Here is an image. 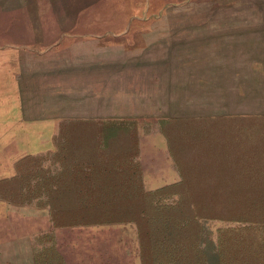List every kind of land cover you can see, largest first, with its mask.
Returning a JSON list of instances; mask_svg holds the SVG:
<instances>
[{
  "label": "rangeland",
  "instance_id": "374dc122",
  "mask_svg": "<svg viewBox=\"0 0 264 264\" xmlns=\"http://www.w3.org/2000/svg\"><path fill=\"white\" fill-rule=\"evenodd\" d=\"M18 3L0 0V18L19 12L8 8L9 4L16 7ZM171 5L168 16L174 19L264 18V0H172ZM255 39L259 41L261 36ZM240 41L231 42L235 46L231 52L207 50L205 58H199L205 62L200 66L205 72L190 74L188 89H174L171 99L159 95L157 105L142 100L140 109L147 113L153 109L152 114L156 110L152 118L157 120L149 121L148 115L143 114L135 127L166 131L179 152L186 177L183 187L154 190L156 187L146 186L143 193L130 187L123 197L120 185L133 181L134 169L124 159L127 153L114 143L117 137L110 138V148L97 143L90 150L89 162L85 161V148H81L87 139L66 137L62 139L61 161L69 165L71 149L78 146L79 164L95 168L85 178L84 171H78L77 194L70 191L73 186L69 184L68 171L62 177L65 191L52 196L53 201L38 200V179L42 172L37 158L26 157L25 152L37 149L47 139L18 136L27 132L12 130V123L0 124V264H142L138 229H143L145 236L152 229H163V215L181 220L193 217L192 214L197 216L206 229L202 247L213 254L217 230L235 227L237 222L232 218L250 215L264 221V120L244 118L196 124L186 121L238 110L264 114V57L242 56L245 51L239 49ZM214 44L220 46L217 42L208 45ZM228 53L236 56L224 58ZM185 78L186 75L183 82L186 86ZM177 80L174 75V81ZM62 100L61 130L80 133L106 128L69 121L76 112L85 115L87 106L65 104L72 101L68 97ZM79 102L85 99L79 98ZM42 127H30L29 133L32 135ZM152 140L160 145V138ZM149 165L143 163L139 171L145 172ZM85 182L92 190L83 191ZM100 185L104 189L93 191ZM179 197L184 201L180 212L164 213L159 209ZM47 206L51 209L49 213L45 210ZM210 222L217 224L214 229L206 228ZM199 223L188 228L193 241H201L196 231L202 229ZM252 237L256 239V235Z\"/></svg>",
  "mask_w": 264,
  "mask_h": 264
},
{
  "label": "crops",
  "instance_id": "0c3cea01",
  "mask_svg": "<svg viewBox=\"0 0 264 264\" xmlns=\"http://www.w3.org/2000/svg\"><path fill=\"white\" fill-rule=\"evenodd\" d=\"M171 1L18 0L16 7L9 4V10L20 11L0 18V124L12 123V130L27 132L18 136L47 139L25 152L26 157L37 158L42 172L38 200L49 202L59 195L60 174L66 169L73 186L70 191L77 194L78 171H84L85 178L95 168L79 164L78 146L71 149L69 165L61 161L66 137L87 139L81 145L87 162L97 143L110 148V138L117 137L114 143L127 153L124 159L134 169L133 183L137 180L145 190L146 186L155 190L182 181L177 166L181 159L166 131L135 127L143 114L149 121L157 118H152L156 110L152 114L153 109L148 113L140 109L142 100L157 105L159 95L171 99L174 89H188L189 75L205 72L200 69L205 62L199 58H205L207 50L234 51L231 42L238 39L242 43L239 49L245 51L242 56L264 57V18L174 19L168 16ZM259 36V41L254 40ZM211 42L220 46H209ZM66 97L72 101L65 104L87 106L85 115L76 112L69 121L121 123L135 129L63 131L59 107ZM252 114L238 110L219 115L231 120ZM37 126L43 129L31 135L30 127ZM152 137L160 138V145ZM143 163L150 165L141 173ZM45 210L51 211L48 206Z\"/></svg>",
  "mask_w": 264,
  "mask_h": 264
},
{
  "label": "trees",
  "instance_id": "16d2710c",
  "mask_svg": "<svg viewBox=\"0 0 264 264\" xmlns=\"http://www.w3.org/2000/svg\"><path fill=\"white\" fill-rule=\"evenodd\" d=\"M246 118H250V121H263L264 114L247 116ZM226 119H228L226 115H217L193 118L186 121L196 124V122L203 123L208 121L216 123ZM171 121H173V119H171ZM104 126L106 128H102V130L112 131L109 127L114 128L117 126L120 128L119 130L135 129L133 125H131V127H125L121 123L104 124ZM113 131H115V129H113ZM171 147L174 151V145L171 144ZM177 166L179 167L178 171L182 177V181L175 186L183 187L186 185V177L182 172L184 169H182L180 162L177 163ZM68 171V169L62 171L60 174L61 177L65 176V173ZM120 186L123 188L120 189V191L123 190L121 192L123 197L128 195L126 189H130V187L137 193H143L145 190L143 185L137 184V180L135 183L132 181ZM83 187L84 190L87 191L91 189V185H83ZM97 187L101 188L93 191L104 189L101 185ZM94 188H96V186H94ZM62 190L65 191L63 189V182L61 181L60 185L57 187V191L61 194ZM183 205L184 201L179 197L167 207L160 205L161 207L159 209L164 213H168V211L171 210L180 212ZM192 216L193 217L190 216L189 218L181 220L173 219L169 215H163L161 222L163 229H157V231L152 229L146 236L143 233V229H138L142 264H264V221H258L250 215L232 218L231 220L237 222L236 226L232 227V229L217 230L214 240L215 248L213 254H211L206 247H202L203 234L206 229L198 222L197 216L193 214ZM144 219H146V217H144L143 220ZM198 223L199 227L202 229H197L196 231H199L200 240H202L199 241L198 239V241H193L191 240V229L188 228L195 224L197 226ZM254 235H256V239L252 237ZM150 250L151 254L150 257H148V252Z\"/></svg>",
  "mask_w": 264,
  "mask_h": 264
},
{
  "label": "water",
  "instance_id": "95a60500",
  "mask_svg": "<svg viewBox=\"0 0 264 264\" xmlns=\"http://www.w3.org/2000/svg\"><path fill=\"white\" fill-rule=\"evenodd\" d=\"M213 222H210V224L206 225L207 229H214L217 224H212Z\"/></svg>",
  "mask_w": 264,
  "mask_h": 264
}]
</instances>
